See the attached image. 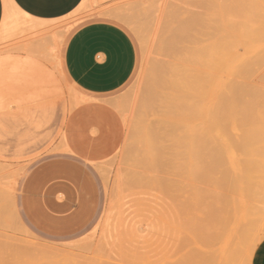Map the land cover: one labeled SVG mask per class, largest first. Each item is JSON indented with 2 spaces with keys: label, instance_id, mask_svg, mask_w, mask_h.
Returning <instances> with one entry per match:
<instances>
[{
  "label": "rangeland",
  "instance_id": "374dc122",
  "mask_svg": "<svg viewBox=\"0 0 264 264\" xmlns=\"http://www.w3.org/2000/svg\"><path fill=\"white\" fill-rule=\"evenodd\" d=\"M196 1L91 0L89 4L90 0H88L76 15L55 20L31 19L16 15L15 20L0 31V66L3 69L6 67L5 70L0 67L3 70H0V73L2 72L0 74V100L2 99L0 101V105L2 104L0 107V264H193V262L203 264L207 258L209 262L216 260L210 264H240V262L252 264L251 254L259 244L258 239L260 242L264 238L262 39L255 28L252 31L254 34L257 31V34L255 36L252 33L251 36H254L252 39L246 36H244L246 39L243 36L237 39L235 36L237 33L231 26L233 18L231 12L222 15L219 6L222 3L226 5L230 1L234 3L235 0H207L211 4L204 8L201 6H205V1ZM237 1L239 3L240 0ZM83 9L84 11L79 13ZM194 12L202 13L208 18L210 31H207V28L206 31L204 29L199 33L207 32L208 37H203L204 35L199 37L198 32L195 34L198 38H195L194 34L190 35L198 42L202 39L208 40H203L201 44L194 41V44L193 37L192 39L188 37L190 40L188 39L187 42L185 39L182 43V38L185 36L177 33V29L181 28V24L186 21L185 18ZM180 19L185 21L182 23ZM94 20L109 21L124 28L132 37L138 54L137 67L130 81L121 90L102 100L117 113L121 125L116 139L117 147L106 150V157L102 159L81 157L66 136L70 115L79 106L92 99L84 95L67 76L64 66L65 51L73 33L83 24ZM182 29L184 27L179 32H184L186 27L183 31ZM239 40H243V43ZM213 43L215 50L220 48L219 52L225 56L214 54L216 52L212 47ZM239 43L242 44H240L242 48ZM185 45L193 46V50L198 45L201 47L210 45L212 50L208 47L206 51H209L205 52L204 46L203 50L197 48V51L194 50L197 53L192 54V47L188 48ZM234 51L240 56L235 57ZM189 52L192 57L196 54L203 56L204 62L198 56L193 59L194 62L196 61L193 63L196 70L194 75L197 77L201 75L200 73H204L201 77L198 76L197 80L193 77L192 84L202 89L203 97L193 92L194 90L186 91L187 93L178 90L176 94L179 95H176L172 89L167 90L168 82L170 81L171 84L182 74L184 68L179 69V65L181 61L185 62L180 58L184 55L183 58L186 60L187 56H191ZM216 60L217 63L223 60L225 65L222 64V67L220 63L216 64ZM4 63L5 67L2 66ZM183 63L181 66L185 65ZM26 67H30L27 68L30 73L24 70ZM30 69L36 75L33 76ZM19 70L22 72L19 73ZM204 76L207 79L205 86L198 80V78L203 80ZM41 80L46 84H42ZM30 82L31 86L36 82L38 85L30 87ZM232 82L238 83L237 86L241 84V88L244 87L243 90L246 91L245 95L241 94V88L234 87ZM227 83L233 85L235 90ZM16 88L20 91L22 89L21 94ZM40 89L47 97H40L39 100V96L44 97L42 93L36 94ZM230 91L238 98L237 101L240 99L239 102L255 103L251 105L247 103V107V104L242 103L246 107H242L243 113L230 110V114L229 104L232 107L235 105H232L233 99L229 101ZM170 93L172 96L176 95L178 100L180 95L188 93L191 97L187 95L189 97L186 99V105L182 97L183 101L179 100L180 102L175 99L176 105L179 106L175 108L174 101L170 100L172 98L169 97ZM33 94L38 96L32 97ZM153 94L156 96L154 97ZM164 94L170 99H165ZM168 99L169 101L165 102L167 105L164 103L163 106L169 107L170 110L165 111L164 107L165 110H162V107L156 106H160L162 100ZM191 99L196 102L195 105L192 104ZM220 101L228 105L221 106ZM239 102L237 105H241ZM257 102H259L258 106ZM189 105L190 108L192 106L195 108L194 112H197L195 116L187 113L186 108H189ZM184 107L186 110L183 109ZM174 108L182 110V114L177 110L179 117L177 113L175 114L176 111H173ZM218 108L222 109L224 114L221 120L218 119L221 114L219 117L214 115L217 114L215 109L218 111ZM235 108L239 110L238 106ZM250 109L253 114L256 112L253 117L246 115L252 113ZM162 112H167L171 116L162 115ZM172 114L176 117L173 118ZM240 114H242L241 118ZM216 119L221 123L217 124ZM164 121L173 123L176 129L173 126H170V129L174 132L170 129L169 132L166 130L172 124L168 122L166 125ZM181 124L183 128L186 125L184 130ZM164 127L166 129H163ZM149 128L156 129L164 140L155 130L150 131ZM177 128L184 133L180 134ZM147 130L150 134H147ZM164 131L165 133L167 131L168 135L171 132L170 137L175 138L174 140H178L181 136L184 141H171V138L168 141L169 138L163 133ZM152 132L156 133L155 137V133ZM172 133H176L178 139ZM184 134L190 135L189 139ZM143 135L144 139L141 138ZM149 137H154L150 139L155 141V144ZM156 137L161 140L155 139ZM165 138L168 139L166 142ZM199 138L203 141L201 142ZM158 141H161L160 144ZM173 141L179 143H175L176 146L173 147ZM194 142H201L202 148L200 144ZM157 143L161 147L164 145V148L167 147V150L173 153L160 148ZM207 144L209 146L205 147ZM149 147H154L155 150L157 148L158 153L163 149L162 151H166L167 154L165 153V156L161 154L163 159L161 161L158 156L160 154L154 155L155 152L153 151V154ZM152 158L159 161L158 164L155 160L156 170L150 168L151 165L154 167ZM171 162L177 166L175 167ZM160 163L164 167L172 166V172L166 167L157 169ZM194 172L196 175H192L197 180L196 183L191 175ZM151 178L159 182L154 180L152 182ZM164 178L167 181L171 179L174 181L167 183ZM178 186L181 187L177 190ZM174 189L177 191L175 192ZM2 192L4 196L1 195ZM193 197L196 199L193 200ZM218 199L220 201H217ZM213 201L216 204H211ZM204 205L205 208L202 207ZM213 211L218 214L214 215ZM213 218L221 224L212 223L215 221ZM242 228L246 231L244 232ZM211 230L214 231L210 232ZM201 253L204 255L200 256Z\"/></svg>",
  "mask_w": 264,
  "mask_h": 264
},
{
  "label": "crops",
  "instance_id": "0c3cea01",
  "mask_svg": "<svg viewBox=\"0 0 264 264\" xmlns=\"http://www.w3.org/2000/svg\"><path fill=\"white\" fill-rule=\"evenodd\" d=\"M9 1L30 18L55 20L76 15L88 0ZM5 13L6 0H0V31ZM137 61V48L132 37L124 28L109 21L87 22L69 39L64 57L67 76L92 99L70 115L66 126L68 142L81 157L102 159L106 157V150L117 147L120 121L117 113L102 100L130 81ZM252 264H264V238L254 250Z\"/></svg>",
  "mask_w": 264,
  "mask_h": 264
},
{
  "label": "bare ground",
  "instance_id": "6f19581e",
  "mask_svg": "<svg viewBox=\"0 0 264 264\" xmlns=\"http://www.w3.org/2000/svg\"><path fill=\"white\" fill-rule=\"evenodd\" d=\"M197 1H198V0H197ZM197 1H196V2H197ZM199 1H200V0H199ZM203 1H205V2H204L205 6H201V8H204V7H206V6H210L211 3H210L209 1H207V0H203ZM241 1H243V0H240L239 3H237L238 1L235 0L234 3H233V2L231 3V1H230V3H228V4H226V5L223 4V3H222V4H219V6H220V11L222 12V15H223V13H226V14H227L228 11L231 12V16L233 17V18L231 19V24H232L231 26H232V28L235 30V32L237 33V35H235V36H237V39H238V37H242V36H243V37L246 36L247 38L249 37V38L252 39V38L254 37V36H253V37L251 36L252 33L254 34V32L252 31L253 28H255V30L257 29L258 32L260 33V38L262 39V49H261V50L264 52V0H247V1L245 0V1H243V2H241ZM196 4H197V3H196ZM84 5H86V4H84ZM199 5H200V3H199ZM197 7H200V6H197ZM83 10H84V9H83ZM114 13H115V12H114ZM121 13H122V12H121ZM112 14H113V13H112ZM16 15H23V16L26 17V18H30L29 16L24 15V14H22L21 12H19V11L17 10V8H15V7L13 6V4H12L9 0H6V13H5L4 25H3L2 30H4V29L8 26V24H9L11 21L15 20ZM121 15H122V14H121ZM122 17H123V16H122ZM177 17H178V16H177ZM26 18H25V19H26ZM115 18H116V17H115ZM120 18H121V17H120ZM31 19H32V18H31ZM177 19L179 20V18H177ZM185 19H186V21H185L184 19H180V21H182V23H183V21H185V23H183V24H181V22L179 21V25L181 24V28L184 27V29H185V27H186L185 31H184V32H179V30L181 31V28H178V29H177V33H181V34H180L181 36H182V35L185 36V38H182L181 36H179V37H181V38L183 39V40H182V39L180 38V39L182 40V43H184L185 41L188 42V39H189L188 37H190V39H192V37H193V36H191L190 34H194V35H195L197 32H198L199 37H201L200 35H202V36L204 35L203 37L207 36V35H206L207 32H204V34H199L200 32L202 33L204 29H205L204 31H206L207 28H208L207 31H210V30H209L210 27H209V21H208V18H206L202 13H197V12L191 13V15H189V16L186 17ZM131 23H132V22H131ZM183 25H185V26H183ZM184 29H182V31H183ZM186 32H187V33H186ZM193 32H194V33H193ZM182 33H183V34H182ZM208 34H210V33H208ZM256 34H257V31H256ZM256 34H254V35L256 36ZM186 35H189V36H186ZM198 35H195V38H198ZM257 36H259V35H257ZM179 37H178V38H179ZM207 37H208V36H207ZM246 37H244V39H246ZM195 38L193 37L192 42L195 41L197 44H198V43L201 44V42H203V40H204V39H202V38H199V40H200V39H202V40H201L200 42H198V41L195 40ZM185 39H186V40H185ZM190 39H189V40H190ZM57 40H58V39H57ZM184 40H185V41H184ZM197 40H198V39H197ZM207 40H208V39H207ZM207 40L205 39L204 41H207ZM247 40L249 41V39H247ZM258 40H259V39H258ZM240 41H242V43H243V40H239V42H240ZM259 41H260V40H259ZM187 42H186V43H187ZM192 42L190 41V43H192ZM195 42H194V44H195ZM250 42H251V41H250ZM190 43H189V44H190ZM214 43L216 44V42H214ZM214 43H213V45H214ZM255 43H256V41H255ZM187 44H188V43H187ZM189 44H188V45H189ZM194 44H191V45L194 46ZM211 44H212V43H211ZM211 44H210V45H211ZM240 44H241V43H239V45H240ZM210 45H207V47H206L205 45H203V47H201V46L198 45L197 48H198L199 50H200V49L203 50V48H204V46H205V48H206V49H205V52H208L209 50H208V51H206V50H207L208 47H209V49L211 48ZM241 45H242V44H241ZM241 45H240V46H241ZM185 46L188 47V48L190 47V46H187V45H185ZM193 46H191L192 48L190 47V48H191V53H192V54H193V52H196V51L198 50L197 48H195L194 50H196V49H197V50L194 51V50H193V48H194ZM235 46H236V45L234 44V48H235ZM186 47H184V49H185ZM212 47H214V50H215V45L212 46ZM188 48H186V50H187ZM240 48H242V46H241ZM216 49H217V48H216ZM188 50H189V49H188ZM210 50H212V49H210ZM240 50H241V49H240ZM189 51H190V50H189ZM217 51H218V53H217ZM219 51H220V48H218V50H215L214 52H216V53H214V54L222 55V52H219ZM203 52H204V51H203ZM236 52H237V51H236ZM259 52H260V51H259ZM180 53H181V52H180ZM185 53H186V52H185ZM189 53H190V52H189ZM191 53H190L191 56H187L188 54L186 55L187 57L185 56V57H186V60H184V58H183L184 55H183V57H181V58L179 57L181 60H183V61L185 62V63H183V62L181 61V64L183 63V64H185V65H182V66H181V64H180V65H179L180 67L178 66L179 69H181V68L183 69V68H184V69H183V72H182V74L179 76V78L177 77L176 80L172 81L171 84L169 83L170 81H169V82L167 81L168 84H169V86H170V87H169L168 84H167V90L172 89L173 92H175V94H176V92H177L178 90H181V92H182V91H185V92H186V91H192V90H194L193 92H195V93H197V94L199 93L198 95L201 96V97H203L202 89L199 88L198 86H194V85H192V84H193V77H194V78L196 77V76L194 75V73H195L196 70H195V68L193 67V63H195L196 61L194 62L193 59H196V56H198V55L196 54V55H194V56L192 57V54H191ZM196 53H197V52H196ZM200 53H201V52H200ZM200 53H199V54H200ZM203 54H205V53H203ZM234 54H235V51H234ZM256 54H257V53H256ZM263 54H264V53H263ZM179 55H180V54H179ZM181 55H182V53H181ZM181 55H180V56H181ZM211 55H212V54H211ZM211 55H210V56H211ZM238 55H239V54H238ZM238 55L235 54V57H238ZM222 56H225V54H223ZM239 56H240V55H239ZM198 57L202 59L203 56L201 55V56H198ZM218 57H219V56H218ZM220 57H221V56H220ZM224 58H225V57H224ZM180 59H179V60H180ZM201 59H200V61H201ZM213 59H214V58H212V60H213ZM221 59H222V58H221ZM236 59H237V58H236ZM263 59H264V58H263ZM217 60H218V59H217ZM217 60H216V64H219V63H220L221 66H222V64H223L224 61H223V60H220V62L218 61L219 63H217ZM198 61H199V60H198ZM200 61H199V63H200ZM202 61H203V59H202ZM213 61H214V60H213ZM221 61H222V63H221ZM203 62H204V61H203ZM227 62H228V61H227ZM199 63H196V64H198V66H200ZM210 63H211V62H210ZM210 63H209V64H210ZM213 63H214V62H213ZM177 64H178V63H177ZM206 64H207V63H206ZM216 64H214V65H216ZM0 65H1V64H0ZM204 65H205V63H204ZM207 65H208V64H207ZM211 65H212V64H211ZM224 65H225V64H223V66H224ZM2 66L5 67V63L2 64ZM27 66H28V65H27ZM29 66H31V65H29ZM175 66H176V64H175ZM175 66H174V67H175ZM183 66H184V67H183ZM195 66H196V65H195ZM198 66H197V67H198ZM202 66H203V65H201L200 68H202ZM223 66H222V67H223ZM0 67H1V66H0ZM16 67H17V66H16ZM205 67H207V66H205ZM214 67H215V66H214ZM222 67H221L220 69H222ZM260 67H261V66H260ZM1 68H2V67H1ZM1 68H0V70H1ZM21 68L23 69V67H21ZM27 68H28V67H26L24 70L26 71ZM29 68H30V67H29ZM29 68H28V69H29ZM31 68H32V67H31ZM208 68H209V66H208ZM215 68H216V67H215ZM261 68H262V67H261ZM2 69H3V68H2ZM5 69H6V67H5ZM5 69H3V70H5ZM11 69H12V68H11ZM212 69H214V68H212ZM3 70H1V71H3ZM30 70L32 71V69H30ZM17 71H18V70H17ZM27 71H28V70H27ZM34 71H35V70H34ZM171 71H172V70H171ZM177 71H178V69H177ZM179 71H180V70H179ZM181 71H182V70H181ZM198 71H199V70H198ZM211 71H212V70H211ZM223 71H224V70H223ZM20 72H22V71L19 70V73H20ZM28 72H29V71H28ZM32 72H33V71H32ZM175 72H176V71H175ZM175 72H174V73H175ZM199 72H200V71H199ZM201 72H202V71H201ZM213 72H214V71H213ZM1 73H2V72H1ZM1 73H0V74H1ZM5 73H6V72H5ZM10 73H11V72L9 71V74H10ZM29 73H30V72H29ZM172 73H173V71H172ZM176 73L178 74L179 72H176ZM197 73H198V72H197ZM203 73H204V72H203ZM203 73H200L201 75H200V76L197 75V77H198V76L201 77V76L203 75ZM31 74L34 76L35 72H33V73H31ZM37 74H38V73H37ZM44 74H45V73H44ZM195 74H196V73H195ZM206 74H207V73H206ZM11 75H12V74H11ZM13 75H14V74H13ZM32 75H31V76H32ZM35 75H36V74H35ZM38 75H40V73H39ZM208 75H209V74H208ZM2 76H4V74H3ZM7 76H8V75H7ZM24 76H25V75H24ZM24 76H22V77L24 78ZM26 76H27V75H26ZM29 76H30V75H29ZM33 76H32V77H33ZM206 76H207V75H206ZM9 77H10V76H9ZM17 77H18V76H17ZM36 77L38 78V76H36ZM36 77H35V78H36ZM197 77L195 78L196 80H197ZM6 78H7V77H5V79H6ZM12 78H14V76H12ZM12 78H10L9 80L11 81ZM15 78H16V77H15ZM23 78L21 79V77H20L21 80H24ZM47 78H48V75H47ZM207 78H209V77H207ZM5 79H2V80L4 81ZM7 79H8V78H7ZM17 79H18V78H17ZM20 79H19V80H20ZM39 79H40V78H39ZM42 79H44V80H48V79H45V78H42ZM50 79H52V78L50 77ZM0 80H1V76H0ZM27 80H28V77H27L26 80H25L26 83H27ZM33 80H34V79H33ZM37 80H38V79H37ZM196 80H195V82H198V81H196ZM198 80L201 81L200 83H202L203 85H204V83H206L205 80L207 81V79H206L205 76H204L203 80H202V78H198ZM234 80H235V79H234ZM5 81H6V80H5ZM10 81H9V82H10ZM38 81H39V80H38ZM38 81H37V82H38ZM202 81H203V82H202ZM239 81H240V80H239ZM239 81L237 80V82H239ZM0 82H1V81H0ZM7 82H8V81H7ZM9 82H8V83H9ZM11 82H12V81H11ZM34 82H35V80H34ZM34 82H33L32 84H34ZM37 82H36V84H37ZM40 82H41L42 84H44V83L46 84V82H44V81L42 82V80H41ZM154 82H155V81H154ZM240 82H241V81H240ZM5 83H6V82H5ZM48 83H49V82H48ZM229 83H231V82H229ZM229 83H227L228 86H230ZM13 84H14V83H13ZM36 84H34V85L36 86ZM197 84H199V83H197ZM206 84H207V83H206ZM232 84H234V87H236V88H238V87L241 88V84H242V82H241V84H239L240 86H239V85L237 86L238 83H233V82H232ZM0 85H1V83H0ZM10 85H11V87H12V84H10ZM14 85H15V84H14ZM22 85H23V84H22ZM25 85H26V84H25ZM34 85H32V86H34ZM37 85H38V84H37ZM199 85H200V84H199ZM26 86H28V85H26ZM29 86L32 87V86H31V82H30V85H29ZM192 86H193V87H192ZM204 86H205V85H204ZM228 86L226 85V87H228ZM231 86L233 87V85H231ZM231 86H230V87H231ZM20 87H21V85H20ZM23 87H24V85H23ZM195 87H196V88H199V89L195 90V89H196ZM232 87H231V88H232ZM234 87H233V88H234ZM4 88H5V87H4ZM40 88H41V87H40ZM168 88H169V89H168ZM190 88H191V89H190ZM193 88H194V89H193ZM16 89H17V88H16ZM25 89H26V87H25ZM44 89H45V88H43V90H44ZM188 89H189V90H188ZM241 89H242V90H241ZM241 89H240L241 94H244V95H245L246 91L243 90L244 87H242ZM6 90H7V89H6ZM12 90H13V89H12ZM12 90H11V91H12ZM17 90H19V89H17ZM27 90H28V89H27ZM27 90H26V91H27ZM223 90H224V89H223ZM226 90H227V89H226ZM234 90H235V88H234ZM234 90H232V92H233ZM19 91H20V90H19ZM21 91H22V89H21ZM21 91H20V94H21ZM40 91H41V92H40ZM40 91H39L40 93L38 92V93H36V94H39V95H40V94L42 93V90L40 89ZM49 91H50V90H49ZM224 91H225V90H224ZM237 91H238V90H237ZM243 91H244V92H243ZM13 92H14V91H13ZM47 92H48V91H47ZM50 92H51V91H50ZM147 92H148V91H147ZM232 92H231V91L229 92V93H231V94H230L231 96L228 95V98H229V101H230V99H233V100H231V101H233L234 103H232V102H230V103H232V105H233V104H235V105H233V107H232L231 104H229V105H230V108L228 107V111H229V112H230V110L233 111V112H234V110H235V112H237V113H239V112H240V113H243V110H244V109H242L243 106H244V108H246V107L248 106V104L251 105V104L255 103V102H253V101H252L251 103H250V101H247L248 104L245 103V102H242V101L239 102L240 99L237 101L236 99H238V98L235 97V96L232 94ZM234 92H236V91H234ZM29 93H30V92H29ZM48 93H49V92H48ZM51 93H53V92H51ZM51 93H49V94H51ZM153 93H154V92H153ZM186 93H187V92H186ZM225 93H226V92H225ZM239 93H240V92H239ZM42 94H43V93H42ZM34 95H35V94H33L32 97H35V96H36V95H35V96H34ZM43 95H44V94H43ZM45 95H46V94H45ZM45 95H44V97H43V96H39L38 99L40 100V97H42V98H46L47 96H45ZM153 95H154V97L156 96L155 94H153ZM176 95H179V94H176ZM176 95L172 96V94L170 93V96H169V97L172 96V98L170 99L168 96L166 97V95L164 94L165 99H166V98H169L170 100L174 101V104H175L174 106H175V108L179 107L178 105H176V102H175ZM187 95L190 96L189 93H188V94H185V95H180V96H179V97H180L179 100H182V98H183V100L185 99V101H184V102H185V105H186V102H187L186 99L189 97V96H187ZM232 95H233V96H232ZM24 96H26V95H24ZM24 96H23V97H24ZM37 96H38V95H37ZM37 96H36V97H37ZM51 96H52V95H51ZM183 96H184V97H183ZM185 96H186V97H185ZM27 97H28V95H27ZM154 97H153V99H154ZM181 97H182V98H181ZM190 97H191V96H190ZM230 97H231V98H230ZM232 97H233V98H232ZM42 98H41V99H42ZM162 98H163V97H162ZM196 98H197V97H196ZM198 98H199V97H198ZM219 98H220V97H219ZM27 99H28V98H27ZM169 99H168L167 101H166V100H165V101L162 100V101H164V102L161 101V103L159 104L160 106H158V105H156V106H157V107H162V110H163V109L165 108V107L163 106L164 103H165V102H168ZM221 99H222V98H221ZM1 100H2V99H1ZM1 100H0V101H1ZM24 100H25V98H24ZM30 100H31V98H30ZM35 100H36V99H35ZM176 100H178V99H176ZM179 100H178V101H179ZM183 100H182V101H183ZM191 100H193V99H191ZM191 100H190V101H191ZM246 100H247V99H246ZM32 101H33V99H32ZM37 101H38V100H37ZM199 101H200V100H198V102H199ZM222 101H223V100H222ZM222 101H220V103H221ZM24 102H25V101H24ZM34 102H35V101H34ZM154 102H155V101H154ZM154 102H153V103H154ZM179 102H180V101H179ZM184 102H181V103L183 104ZM238 102L241 103V105H237ZM32 103H33V102H32ZM156 103L158 104L157 101H156ZM169 103H170V104H171V103L173 104V102H169ZM181 103H178V104H181ZM195 103H196V102L193 100V103H192V104L195 105ZM201 103H202V102H201ZM242 103H243V104H244V103L247 104L246 107H245V105H243ZM165 104H166V103H165ZM223 104H224V103L222 102L221 106H222ZM1 105H2V104H1ZM1 105H0V107H1ZM17 105H18V104H17ZM150 105H151V103H150ZM152 105H153V104H152ZM152 105H151V107H152ZM166 105H167V104H166ZM218 105H219V103H218ZM224 105L227 106L228 104L225 103ZM224 105H223V106H224ZM254 105H255V104H254ZM258 105H259V102H257V106H258ZM187 106H188V105H187ZM215 106H217V105H215ZM236 106H238L239 110H236V108H235ZM260 106H261V105H260ZM151 107H149V108L151 109ZM163 107H164V108H163ZM172 107H173V106H172ZM224 107H225V106H224ZM152 108H153V107H152ZM175 108H174V110H173V111H176L175 114L177 113V110H179L180 112L182 111L181 109H177V110H175ZM216 108H217V107H216ZM232 108H234V109H232ZM153 109H154V108H153ZM158 109L160 110V108H158ZM165 109H166V110H165ZM165 109H164L165 111H167L168 109L170 110L169 107H168V108H165ZM183 109H184V110L187 109V110H188L187 113H189V115L192 113V115L195 116V113H197V112H194L195 108H193V106H192V108H190V105H189V108L187 107V108L185 109V107H184ZM218 109H219L218 111L215 109V112H217V114L214 113V115H217V116L219 117L220 114H221L222 116L218 118V119H220V118H222V117L224 116V114H223L222 109H220V108H218ZM240 109H242V110H240ZM252 109H254V108H252ZM154 110H155V109H154ZM189 110H191V111H189ZM192 110H193V112H192ZM220 110H221L222 112H221ZM156 111H157V110H156ZM160 111H161V110H160ZM171 111H172V110H171ZM173 111H172V112H173ZM250 111H251V109H250ZM168 112L170 113V111H168ZM251 112H252V113H250V114H246V115H247V116L250 115L251 117H253L254 114H255L256 112H254V114H253V111H251ZM163 113H164V112H162L161 114H162V115L167 114V112H165L164 114H163ZM248 113H249V109H248ZM158 114H159V113H158ZM181 114H182V112H181ZM230 114H231V112H230ZM232 114H233V113H232ZM244 114H245V113H244ZM168 115H170V114H167V116H168ZM172 115H173V114H172ZM176 115H178V117H179V112H178ZM189 115H188V116H189ZM192 115H191V116H192ZM233 115H234V114H233ZM235 115H236V114H235ZM252 115H253V116H252ZM170 116H171V115H170ZM186 116H187V114H186ZM226 116H227V114H226ZM237 116L239 117L238 114H237ZM172 117L174 118V117H176V116L173 115ZM235 117H236V116H235ZM241 117H242V114H240V118H241ZM193 118H194V117H193ZM225 118H227V117H225ZM191 119H192V117H191ZM218 119H216L217 124L219 123V122H218V121H219ZM233 119H235V118H233ZM165 120H166V119H165ZM175 120H176V119H175ZM189 120H190V119H189ZM220 120H221V119H220ZM222 121H223V120H222ZM248 121H249V120H248ZM162 122H163V121H162ZM164 122H165V121H164ZM168 122H169V121H167V123H168ZM173 122H174V121H173ZM176 122H177V121H176ZM167 123L165 122L164 124L168 125ZM169 123L172 124V125H169V127H167V129H166L165 127L163 128V129H166L168 132H169L168 129H170V126H171V127L173 126V128H174L173 123H172V122H169ZM174 123H175V122H174ZM220 123H221V122H220ZM220 123H219V124H220ZM251 123H252V122H251ZM251 123H249V124H251ZM164 124L161 123V125H164ZM249 124H248V125H249ZM263 124H264V123H263ZM178 125H179V123H178ZM178 125H177V127H178ZM251 125H252V124H251ZM181 126H182V129L184 130V128H185L186 125L184 126V128H183V124H181ZM253 126H254V124H253ZM193 127H194V126H193ZM173 128H172V129H173ZM152 129H153V128H151V129L149 128L150 131H151ZM174 129H176V128H174ZM177 129H178V128H177ZM179 129H180V125H179ZM179 129H178V131H180ZM193 129H194V128H193ZM225 129H228V128H225ZM225 129H224V130H225ZM253 129H254V128H253ZM256 129L259 130V128H256ZM263 129H264V128H263ZM143 130H144V129H143ZM153 130H155V132L157 133V130H156V129H153ZM167 131H166V133H165V131H164L163 133H164V134H167V133H168ZM170 131H172V130L170 129ZM176 131H177V130H176ZM155 132H154V133H155ZM158 132H159V131H158ZM172 132H174V131H172ZM224 132H225V134H226V130H225ZM143 133H144V132H143ZM148 133L150 134V132H148V130H147V134H148ZM152 133H153V132H152ZM154 133H153V134H154ZM156 133H155L154 137L156 136ZM182 133H184V131H183ZM182 133H181V131H180V134H182ZM186 133L188 134V132H186ZM252 133H254V132H252ZM262 133H263V132H262ZM164 134H162V135L164 136ZM172 134H173V133H172ZM193 134H194V133H193ZM255 134H257V133H255ZM157 135L160 136V134H158V133H157ZM173 135H174V137H175V136H176V133H174ZM177 135H178V134H177ZM184 135H185V134H184ZM184 135H183V137H184ZM206 135H207V133H206ZM226 135H227V134H226ZM149 136H152V135H149ZM158 136H157V137H158ZM167 136H168L167 138H169V140H168V139H167V140L170 141V138H171L170 136H172V135H171V132H170V135L167 134ZM185 136H187V135H185ZM189 136H190V135L187 136L188 139H189ZM147 137H148V136H147ZM154 137H149V139H150V138H154ZM157 137H156L155 139H158V140H159L160 138H162V136H160V138H157ZM164 137H166V135H165ZM191 137H193V136H191ZM194 137H195V136H194ZM198 137H199V136H198ZM141 138L144 139V138H145L144 135H143ZM176 138H177V136H176ZM195 138H196V137H195ZM209 138H210V137H209ZM209 138H207V139H209ZM149 139H148V140H149ZM162 139H163V138H162ZM174 139H175V138H174ZM174 139H173V137H172V138H171V141L174 140ZM177 139H178V138H177ZM192 139H193V138H192ZM199 139H200L201 142L203 141V140H201V138H199ZM199 139H198V140H199ZM210 139H211V138H210ZM227 139H228V138H227ZM262 139H263V138H262ZM148 140H147V141H148ZM160 140H161V139H160ZM163 140H164V139H163ZM167 140H166V138H165V142H166ZM178 140H179V142H180V140H183V141H184V139H181V136L179 137ZM178 140H174V141H178ZM205 140H206V139H205ZM150 141H151V139H150ZM150 141H149V142H150ZM152 141H153V140H152ZM152 141H151V142H152ZM174 141H173V142H174ZM185 141H186V140H185ZM193 141H194V139H193ZM193 141H192V142H193ZM149 142H148V144H150ZM154 142H155V141H153V144H155ZM156 142H157V141H156ZM158 142H159V144H160L161 141H158ZM162 142H163V141H162ZM179 142H174V146H173V147L176 146L175 143H179ZM186 142H187V141H186ZM192 142H191V143H192ZM201 142H200V143H201ZM194 143H195V142H194ZM200 143H195V144H200ZM187 144H188V149H189V142H188ZM187 144H184V146L187 145ZM195 144H194V146H195ZM202 144H203V143H202ZM150 145H151V144H150ZM156 145H158V143H157ZM161 145H162V143H161ZM178 145H179V144H178ZM191 145H192V144H191ZM200 145H201V144H200ZM203 145H204V144H203ZM232 145H233V144H232ZM158 146H159V145H158ZM180 146H181V145H180ZM182 146H183V145H182ZM182 146H181V147H182ZM208 146H209V144H207V146H205V147H208ZM236 146H237V145H236ZM236 146H235V147H236ZM159 147H160V148H163V149L166 150V151H168V150H167V147H165L166 149L164 148V145H163L162 147H161V146H159ZM159 147H158V148H159ZM177 147H178V146H177ZM192 147H193V145H192ZM197 147H199V146L197 145ZM237 147H238V146H237ZM237 147H236V148H237ZM199 148H200V147H199ZM201 148H202V145H201ZM238 148H239V147H238ZM149 149H151L152 152H153V151L155 152V154H154V152H153L154 155H158V154H160V155H158L160 158H161V154L164 155V154L166 153V151H162L163 149H161V153H160V151H159V153H158V149H157V148H156V150H155L154 147H151V148L149 147ZM152 149H153V150H152ZM172 149H173V148H172ZM178 149H179V147H178ZM192 149H194V147H193ZM239 149H240V148H239ZM239 149H238V150H239ZM176 150H177V149H176ZM203 150H204V148H203ZM208 150H209V149H208ZM236 150H237V149H236ZM240 150H241V149H240ZM183 151L185 152V148H184ZM186 151H187V150H186ZM189 151H190V150H189ZM192 151H193V150H192ZM152 152H150V154H152ZM162 152H164V153H162ZM168 152H169V151H168ZM171 152L173 153V151H170L169 153H171ZM196 152H197V151H196ZM238 152H240V151H238ZM169 153H168V154H169ZM176 153H177V152H176ZM190 153H191V152H190ZM153 154H152V155H153ZM166 154H167V153H166ZM177 154H178V153H177ZM177 154H176V155H177ZM194 154H195V152H194ZM180 155H181V154H180ZM164 156H165V155H164ZM170 156H171V155H170ZM178 156H179V154H178ZM169 159H170V158H169ZM169 159H168V160H169ZM148 160H150V158H148ZM152 160L154 161V167H153V165H151L152 167L150 166V168L153 169V168H155V166H157V164L155 163V160H156L155 158H152ZM162 160H163V159L161 158V161H162ZM157 161H158V159L156 160V162H157ZM171 161H172V160H171ZM158 162H159V161H158ZM158 162H157V163H158ZM164 162L167 163L166 160H164ZM161 163H162V162H161ZM161 163H160V165L158 166L157 169H159V167H161V168H165V167H166V168H169L168 166H165V167H164V166H161ZM171 163H173V162H171ZM158 164H159V163H158ZM168 164H169V163H168ZM173 164H174L175 167L177 166L175 163H173ZM169 165H170V164H169ZM171 167H172V166H171ZM171 167H170L169 169H171V172H172L173 169H172ZM152 169H151V171H153ZM155 170H156V168H155ZM155 170H154V171H155ZM162 170H166V169H162ZM159 172H160V171H159ZM159 172H158V173H159ZM161 173H162V172H161ZM161 173H160V175H161ZM192 174H195V172H194V173H191V175H192ZM197 174H198V173H197ZM210 174H211V173H210ZM171 175H172V174H171ZM195 175H196V174H195ZM213 175H214V174H213ZM215 175H216V174H215ZM198 176H199V175H198ZM198 176H197V179H198ZM211 176H212V175H211ZM147 177H148V176H147ZM147 177H146V179H147ZM192 178L195 180V183H196L197 180L193 177V175H192ZM219 178H221V177H219ZM219 178H218V179H219ZM164 179L166 180V178H164ZM167 179H168V178H167ZM169 179H170V178H169ZM151 180H152V182H153V180H154V181H158V180H155V179H153V178H151ZM161 180H162V179H161ZM165 180H163V181H165ZM172 180L174 181V179H171V180H168V181H169V182H170V181L172 182ZM199 180H200V179H199ZM166 181H167V180H166ZM168 181H167V183H168ZM210 181H211V180H210ZM145 182H146V181L144 180V183H145ZM148 182H149V181H148ZM152 182H151V183H152ZM158 182H159V181H158ZM176 182H177V181H176ZM149 183H150V182H149ZM155 183H156V182H155ZM155 183H153V184H155ZM0 184H1V183H0ZM175 185H176V184H175ZM165 187H166V186H165ZM169 187H170V186H169ZM169 187H168V188H169ZM173 187L175 188L174 185H173ZM179 187H181V186H178L177 190L179 189ZM148 188H149V187H148ZM150 188H151V186H150ZM154 188H155V191H157L158 188L156 187V185L154 186ZM154 188L152 187V189H154ZM171 188H172V187H171ZM160 189H161V188H160ZM166 189H167V188H166ZM177 190H176V191H177ZM182 190H183V189H182ZM2 191H3V190H2ZM155 191H154V193H155ZM166 191H167V190H166ZM174 191H175V189H174ZM176 191H175V192H176ZM179 191H181V190H179ZM4 192H5V191H4ZM147 192H148V191H147ZM149 192H150V191H149ZM175 192H174V193H175ZM158 193H159V192H158ZM196 193H197V191H196ZM196 193H195V196H196ZM166 194H167V193H166ZM166 194H165V195H166ZM171 194H172V193H171ZM1 195H3V192H2ZM155 195H156V194H155ZM3 196H4V195H3ZM166 196H167V195H166ZM199 196H201V195L199 194ZM199 196L197 195V197H199ZM219 196H220V195H219ZM5 197H6V196H5ZM156 197H157V196H156ZM175 197H176V196H175ZM209 197H210V196H209ZM221 197H222V196H221ZM167 198H169V197H167ZM222 198H223V197H222ZM172 199H175V198L172 197ZM195 199H196V198H195ZM195 199H194V197H193V200H195ZM197 199H198V198H197ZM216 199H217V197H216ZM219 199H220V198H219ZM219 199H218L217 201H220ZM224 199H225V198H224ZM224 199H222V200H224ZM201 200H202V199H201ZM201 200H200V201H201ZM210 200H211V199H210ZM210 200H209V201H210ZM222 200H221V201H222ZM173 201H174V200H173ZM176 201H177V200H176ZM176 201H175V202H176ZM196 201H197V200H196ZM198 201H199V200H198ZM200 201H199V202H200ZM206 201H208V200H206ZM206 201H205V202H206ZM224 201H225V200H224ZM227 201H228V200H227ZM156 202H157V201H156ZM175 202H174V203H175ZM178 202H179V201H178ZM214 202H215V201L211 202V204L214 203ZM179 203H180V202H179ZM224 203H225V202H224ZM211 204H210V205H211ZM214 204H216V203H214ZM13 205H14V204H13ZM177 205H178V204H177ZM227 205H228V204H227ZM202 207L205 208V205L202 206ZM220 207H221V206H220ZM220 207H219V208H220ZM226 208H227V206H226ZM228 208H229V207H228ZM221 209H222V208H221ZM229 209H230V208H229ZM219 210H220V209H219ZM225 210H226V209H225ZM211 211H212V210H211ZM215 211H216V210H215ZM226 211H228V210H226ZM156 212H158V211H156ZM213 212H214V211H213ZM218 212H219V211H218ZM220 212H221V211H220ZM220 212H219V213H220ZM250 212H251V211H250ZM228 213L230 214V212H228ZM154 214H155V212H154ZM213 214H214V215H215V214L217 215L218 213H215V212H214ZM225 214H226V213H225ZM203 215H204V214H203ZM246 215H247V214H246ZM250 215H251V214H250ZM159 216H160V215H159ZM220 216H221V215H220ZM213 217H215V216H213ZM216 217H218V216H216ZM216 217H215V218H216ZM231 217H232V216H231ZM153 218H154V217H153ZM211 218H212V217H211ZM225 218H226V217H225ZM149 219H150V217H149ZM160 219H161V217H160ZM213 219H214V218H213ZM219 219H220V218H219ZM233 219H234V218H233ZM235 219H236V218H235ZM214 220L216 221V219H214ZM214 220H211V221H214ZM224 220H225V219H224ZM249 220H250V219H249ZM257 220H258V219H257ZM18 221H19V220H18ZM132 221H133V220H132ZM215 221L212 222V223H217L218 225L221 224V222H218V220H217L216 222H215ZM246 221H247V220H246ZM250 221H251V220H250ZM259 222H260V221H259ZM219 223H220V224H219ZM223 223H224V222H223ZM254 223H256V222H254ZM224 224H225V223H224ZM224 224H223V225H224ZM213 225H214V224H213ZM260 225H261V224H260ZM204 226H205V224H204ZM208 226H209V225H208ZM210 226H211V223H210ZM234 226H235V225H234ZM243 226H244V225H243ZM249 226H250V224H249ZM144 227H145V226H144ZM159 227H160V226H159ZM250 227H251V226H250ZM259 227H260V226H259ZM242 229L244 230V232L246 231L244 228H242ZM260 229H261V228H260ZM260 229H259V230H260ZM262 229H263V228H262ZM197 230H198V229H197ZM203 230H204V229H203ZM205 230H206V229H205ZM243 230H242V232H243ZM138 231H139V230H138ZM138 231H137V232H138ZM212 231H214V230H211L210 232H212ZM139 232H140V231H139ZM196 232H197V231H196ZM201 232H202V230H201ZM206 232H207V230H206ZM221 232H222V231H221ZM223 232H224V231H223ZM253 232H254V231H253ZM134 233H136V232H134ZM155 233H156V232H155ZM197 233H198V232H197ZM203 233H205V232H203ZM203 233H201V234L203 235ZM213 233H215V232H213ZM138 234H139V233H138ZM142 234H143V233H142ZM149 234H151V233H149ZM201 234H200V235H201ZM205 234H206V233H205ZM220 234H223V233H220ZM251 234H252V233H251ZM134 235H135V234H134ZM146 235H147V233H146ZM192 235H194V234H192ZM195 235H196V234H195ZM195 235H194V236H195ZM197 235H199V234H197ZM132 236H133V235H132ZM213 236H214V235H213ZM221 236H222V235H220V237H221ZM223 236H224V234H223ZM223 236H222V238H223ZM253 236H254V235H253ZM148 237H149V236H148ZM201 237H203V236H201ZM208 237H209V236H208ZM235 237H236V236H235ZM258 237H259V236H258ZM197 238H199V237L197 236ZM204 238H205V237H204ZM255 238H257V236H255ZM145 239H146V238H145ZM215 239H216V238H215ZM247 239H248V238H247ZM260 239H261V238H260ZM136 240H137V239H136ZM136 240H135V242H136ZM218 240H219V239H218ZM249 240H250V239H249ZM255 240H256V239H255ZM127 241H128V240H127ZM197 241H198V240H197ZM202 241H203V240H202ZM207 241H209V240H207ZM222 241H223V240H222ZM244 241H245V240H244ZM258 241H259V239H258ZM258 241H257V243H259ZM129 242H132V241H129ZM210 242H211V241H210ZM253 242H254V241H253ZM132 243H133V242H132ZM203 243H204V242H203ZM241 243H242V242H241ZM257 243H256V244H257ZM206 244H208V243L206 242ZM210 244H211V243H210ZM216 244H217V243H216ZM216 244H215V245H216ZM231 244H232V243H231ZM34 245H35V244H34ZM131 245H132V244H131ZM200 245H201V244H200ZM212 245H213V244H212ZM233 245H234V244H233ZM121 246H122V245H121ZM202 246H203V245H202ZM231 246H232V245H231ZM203 247H204V246H203ZM207 247H208V246H207ZM228 247H229V246H228ZM230 248H231V247H230ZM41 249H42V248H41ZM44 249H45L44 251H46V248H44ZM149 249H150V248H149ZM232 249H233V248H232ZM232 249H230V250H232ZM194 250H196V252H200V251H197V249H194ZM33 251H34V250H33ZM35 251H36V250H35ZM35 251H34V252H35ZM42 251H43V250H42ZM192 251H193V250H192ZM36 252H37V251H36ZM40 252H41V251H40ZM46 252H47V251H46ZM55 252H56V251H55ZM194 252H195V251H194ZM194 252H193V253H194ZM240 252H241V251H240ZM38 253H39V252H38ZM41 253H42V252H41ZM47 253H48V252H47ZM49 253H51V250H50ZM61 253H62V252H61ZM207 253H209V252H207ZM211 253H212V252H211ZM222 253H223V252H222ZM230 253L232 254V251H231ZM241 253H242V252H241ZM13 254H14V253H13ZM212 254H213V253H212ZM218 254H219V253H218ZM233 254H235V253H233ZM253 254H254V253H253ZM253 254H251V255H253ZM7 255H8V254H7ZM40 255H41V254H40ZM42 255H43V254H42ZM42 255H41V256H42ZM44 255H45V253H44ZM44 255H43V257H44ZM49 255H50V254H49ZM201 255H202V253L200 254V256H201ZM203 255H204V253H203ZM203 255H202V256H203ZM224 255H226V254H224ZM224 255H223V256H224ZM242 255H243V254H242ZM244 255H245V254H244ZM251 255H250V256H251ZM2 256H3V255H2ZM46 256L48 257L47 254H46ZM46 256H45V259H46ZM197 256H198V255H197ZM205 256H206V255H205ZM213 256H214V254H213ZM235 256H237V255H235ZM250 256H249V257H250ZM10 257H11V256H10ZM207 257H209V255H208ZM207 257H206V258H207ZM23 258H24V257H23ZM49 258L51 259V256H50ZM202 258H204V257H202ZM216 258H218V257H216ZM18 259H19V258H18ZM209 259H210V258H209ZM238 259H239V258H238ZM190 260H191V257H190ZM196 260H197V259H196ZM200 260H201V259H200ZM206 260H207V261H206ZM206 260H204V261H205L204 263L209 262L208 258H207ZM213 260H214V259H213ZM241 260H242V259H241ZM241 260H240V261H241ZM24 261H25V260H24ZM100 261H101V260H100ZM192 261H193V260H192ZM202 261H203V260H202ZM215 261H216V260H215ZM215 261H210V262L213 263V262H215ZM235 261H236V260H235ZM26 262H27V261H26ZM97 262H98V261H97ZM97 262H96V263H97ZM101 262H102V261H101ZM210 262H209V264H210ZM227 262H229V260H228ZM94 263H95V262H94ZM195 263H196V262H195ZM204 263H203V264H204ZM1 264H2V263H1ZM101 264H102V263H101ZM110 264H111V263H110ZM190 264H191V263H190ZM193 264H194V262H193ZM207 264H208V263H207ZM240 264H243V263L240 262Z\"/></svg>",
  "mask_w": 264,
  "mask_h": 264
}]
</instances>
